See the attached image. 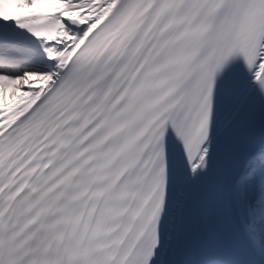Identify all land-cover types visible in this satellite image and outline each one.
<instances>
[{"label": "snow or ice", "instance_id": "6c2138e0", "mask_svg": "<svg viewBox=\"0 0 264 264\" xmlns=\"http://www.w3.org/2000/svg\"><path fill=\"white\" fill-rule=\"evenodd\" d=\"M0 264H264V0H0Z\"/></svg>", "mask_w": 264, "mask_h": 264}]
</instances>
